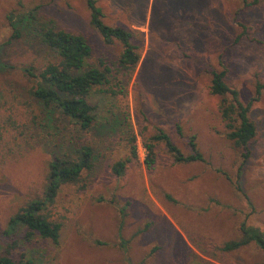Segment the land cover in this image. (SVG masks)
<instances>
[{
	"label": "rangeland",
	"instance_id": "obj_1",
	"mask_svg": "<svg viewBox=\"0 0 264 264\" xmlns=\"http://www.w3.org/2000/svg\"><path fill=\"white\" fill-rule=\"evenodd\" d=\"M94 1L105 25L130 33L139 61L123 96L90 93L94 121L82 132L57 112L49 122L38 114L28 93L36 80L25 70L36 75L53 57L19 22L12 39L6 17L35 9L56 29L83 35L87 67L110 65L120 44L102 42L84 0H0V255L30 264H264L252 242L221 250L241 237V225L264 233V90L247 113L255 136L244 162L225 136L220 97L209 93L213 71L224 72L242 104L264 84V0ZM122 114L135 159L115 120ZM157 130L183 155L193 135L203 162L172 163L163 143L150 141ZM144 141L153 144L148 167ZM74 145L90 148V171L60 185L40 212L60 224L57 243L9 230L15 212L43 198L50 159L63 152L73 159ZM124 160L113 175L112 164Z\"/></svg>",
	"mask_w": 264,
	"mask_h": 264
},
{
	"label": "trees",
	"instance_id": "obj_2",
	"mask_svg": "<svg viewBox=\"0 0 264 264\" xmlns=\"http://www.w3.org/2000/svg\"><path fill=\"white\" fill-rule=\"evenodd\" d=\"M88 10V24L98 34L105 45L118 42L121 51L118 58L105 64L102 60L97 61V66L87 67L86 61L91 57V46L81 34L69 33L62 29H56L49 22L42 20L35 13V9L25 12L13 21L11 14L7 15V21L11 28V38L20 36L17 22L25 26V37L34 38L48 52L52 54L53 61L47 63L35 75L30 69H26V76L34 78L35 85L29 89V96L38 114L45 121H51L54 112L68 118L80 131L85 132L92 127L94 121V107L87 101L93 90H98L109 95L123 96L124 86L134 72L139 61L137 47L130 41V33L119 28L107 26L102 22L100 9L94 0H84ZM223 71L211 72L209 93L220 97L218 113L226 128V138L240 149L242 162L247 159V146L255 136V127L248 119L247 113L251 102L254 101L264 90V84L254 85V96L246 104L238 101L237 92L229 88L223 81ZM228 97L229 99H227ZM126 116L121 115L120 127H126V135L131 159L136 158L134 136L130 132L126 122ZM118 121V120H117ZM28 127V126H27ZM195 138H188L187 146L189 153L183 155L170 141L168 136L161 130L150 138L152 143H163L166 153L172 163L203 162L201 154L197 151ZM143 142L145 150L144 164L148 167L153 163V144ZM73 159L64 152L60 156H53L47 164L46 186L43 198L31 200L21 207L8 220L9 230L15 227L25 229L24 239L30 240L37 236L43 240L57 243L60 224L48 221L40 212L45 205L52 202L60 185L77 184L83 172L88 173L92 167L91 150L86 145H74ZM129 160L116 161L111 166L113 175L123 173L125 164ZM241 237L237 240L225 242L221 246L224 252L234 251L250 242L260 250H264V233L254 228L240 226ZM0 264H30L29 261L19 262L11 259L8 255H0Z\"/></svg>",
	"mask_w": 264,
	"mask_h": 264
}]
</instances>
